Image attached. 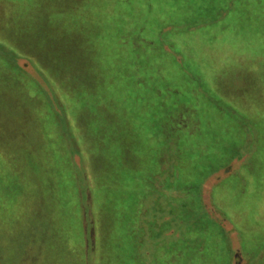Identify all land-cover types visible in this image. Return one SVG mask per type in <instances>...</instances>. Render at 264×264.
<instances>
[{"label":"rangeland","instance_id":"obj_1","mask_svg":"<svg viewBox=\"0 0 264 264\" xmlns=\"http://www.w3.org/2000/svg\"><path fill=\"white\" fill-rule=\"evenodd\" d=\"M159 1L147 12L143 0H0V159L50 177L60 152L29 81H64L98 177L82 200L91 264H264V0H248V18L213 40L182 34L179 59L173 49L134 59L120 44L128 15L153 22ZM146 58L164 79L135 95L122 73ZM114 152L123 164L110 169ZM51 195L34 201L41 218L52 219ZM78 199L53 204L43 241L34 222L13 234L20 209L0 206V264H80Z\"/></svg>","mask_w":264,"mask_h":264},{"label":"trees","instance_id":"obj_2","mask_svg":"<svg viewBox=\"0 0 264 264\" xmlns=\"http://www.w3.org/2000/svg\"><path fill=\"white\" fill-rule=\"evenodd\" d=\"M154 1L156 0H143L147 12L153 9ZM159 4L162 6V12L158 14L153 22H150V16H143L140 14L138 17H134L133 15H128L129 21L124 30L125 32L120 37V44L126 45L131 49L134 59H137L139 51L150 52L151 50L154 51V49L160 51L158 58L161 55L167 57L166 50L173 49L179 59L181 56L180 51L184 49L181 43L182 34L186 32L197 34L196 30H199L202 31L200 32L201 35H211L207 40H213L216 38L214 37L215 34L219 35L221 31L229 33V30L233 27L235 28L236 24H241L244 18H248L246 8L248 0H179L174 3L173 1L169 2V0H162L159 1ZM185 8L191 11V15L185 12ZM239 20L240 22H238ZM252 20L253 18L250 19V23ZM130 24L132 25L128 26ZM260 27H262V25L255 26V29L260 30ZM150 41L153 43H150ZM132 64L136 69L131 71V68L127 72L124 71L121 78H123L124 83L130 87V90L135 95L139 93L140 85H145L147 89H150L153 86L151 85L153 84L151 81L164 79V76L158 72V69H160L158 65L160 64L156 66L157 72L155 73L152 71V62L148 58L144 60L141 59V62L134 60ZM142 73H145V75ZM114 77L115 75H112V78ZM45 83L46 88L45 85H42L40 82L29 81L31 88H39L41 101L44 104L43 110L45 112H43L46 113V123L43 125L42 133L44 132L46 141L53 142L54 150L55 147L56 150L59 149L60 158L56 157L58 165L55 169L54 164H52L51 175L47 178L49 180V185L47 183L44 185L42 181H47V179L42 177V175L34 174L31 169L19 170L18 168H14L12 169L13 172H11V169L8 167L9 165H7L8 162L0 159V206L5 208L4 211L12 210V208L20 209L16 211V222L19 223L14 224L15 231L13 227L10 229L13 234L20 233L21 227L27 231V227L22 221L27 223L34 222L37 225L31 228V235L33 237L38 236L35 238H39V240L43 241L44 237H46L50 231L54 230L50 225V222L56 215V211H53V204L58 203L63 207H68L69 204L66 203L67 200L65 199H68L71 194H78L77 213L79 223H77V225L79 226L81 237L78 257L80 258V264H91L90 256L91 252H93V248H95L96 241L91 248L90 242H88V232L83 222V207L85 206H83L84 203L82 200H84L83 197L86 198L87 191H90L93 200L94 192L98 189L96 185V178L98 177H93L95 169L92 157L93 152L88 144L87 138L80 132L78 133L75 129L76 100L70 98L69 91H63L65 89L61 85L66 82L62 81L60 83L47 79ZM134 88L136 89L134 90ZM174 94L176 95L175 91ZM79 96L82 106L87 105L84 107H89L90 104L87 102L88 98L85 93ZM183 108L184 107L181 106L178 107L177 110L174 109L175 114L178 110L182 111ZM175 114L172 112V114L170 113L169 115L175 119ZM53 146L47 148L55 159L54 152L49 150V148ZM76 155L79 158L78 161L75 159ZM160 155H162V152L158 154V157ZM113 156L114 158L112 161H116L113 163L110 162V169L113 164H119L118 168L122 167V159H124V157L121 155V152L119 154L114 152ZM102 166L100 168L103 173V168H105V166L104 164ZM91 167H93V169H91ZM36 169V166H34L35 171ZM226 169L230 170V166H227ZM150 175V177L155 176L152 174ZM48 193L52 194L49 197L50 206L52 207V211H50L52 219H48L46 213L45 217L41 218L36 208H34L36 205L34 201L37 200V204H44V200L40 199ZM169 193L171 192L168 191L166 196L170 195ZM38 196L41 197L38 199ZM53 200H55V202ZM27 202L29 205L33 206V209L30 211H22L24 209H22L21 206L26 205ZM20 222H22L23 225H21ZM38 227H40V231L37 234ZM57 231L58 233L60 232V230Z\"/></svg>","mask_w":264,"mask_h":264}]
</instances>
